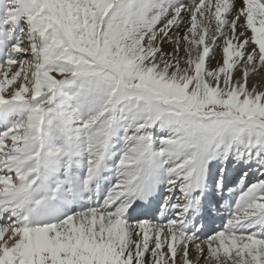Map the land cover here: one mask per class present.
Instances as JSON below:
<instances>
[{"label": "snow or ice", "instance_id": "6c2138e0", "mask_svg": "<svg viewBox=\"0 0 264 264\" xmlns=\"http://www.w3.org/2000/svg\"><path fill=\"white\" fill-rule=\"evenodd\" d=\"M261 80L264 0H0V264H264Z\"/></svg>", "mask_w": 264, "mask_h": 264}, {"label": "bare ground", "instance_id": "6f19581e", "mask_svg": "<svg viewBox=\"0 0 264 264\" xmlns=\"http://www.w3.org/2000/svg\"><path fill=\"white\" fill-rule=\"evenodd\" d=\"M217 59H219V50H217ZM261 83H264V80H261Z\"/></svg>", "mask_w": 264, "mask_h": 264}, {"label": "rangeland", "instance_id": "374dc122", "mask_svg": "<svg viewBox=\"0 0 264 264\" xmlns=\"http://www.w3.org/2000/svg\"><path fill=\"white\" fill-rule=\"evenodd\" d=\"M257 177H250V180H255Z\"/></svg>", "mask_w": 264, "mask_h": 264}]
</instances>
